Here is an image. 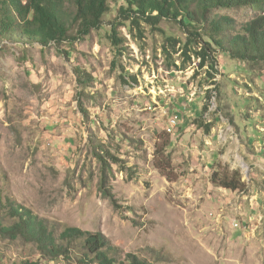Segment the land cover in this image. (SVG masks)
<instances>
[{"label":"rangeland","instance_id":"obj_1","mask_svg":"<svg viewBox=\"0 0 264 264\" xmlns=\"http://www.w3.org/2000/svg\"><path fill=\"white\" fill-rule=\"evenodd\" d=\"M108 4L101 26L73 44L0 50L1 224L15 222L7 197L56 236H103L119 261L264 264V63L214 48L202 60L203 35L164 20L137 29L118 15L123 0ZM227 14L244 23L264 5ZM75 68L93 78L85 90ZM99 149L120 161L111 199ZM72 249L49 261L20 237L0 239V264H78Z\"/></svg>","mask_w":264,"mask_h":264},{"label":"trees","instance_id":"obj_2","mask_svg":"<svg viewBox=\"0 0 264 264\" xmlns=\"http://www.w3.org/2000/svg\"><path fill=\"white\" fill-rule=\"evenodd\" d=\"M123 1L125 6L119 7L118 15L129 20L137 29L140 22L155 25L164 20L184 27L192 39L201 38L202 35L206 37L207 41L196 53L202 60L211 58L210 48H214L231 59L264 63V16L237 23L227 14L242 8L261 10L264 0ZM109 10L108 0H69L67 7L62 0H0V50L6 44H38L42 48L51 44L57 47L63 43L73 44L89 35L92 30L98 29ZM116 26L112 25L110 40L120 55L122 48L119 49L118 46L122 39L117 36ZM74 74L77 86L82 90L93 80L81 68H75ZM84 112L83 110L82 114ZM206 130L208 131V127ZM103 153L110 163L103 159ZM95 157L101 165L100 191L103 196L111 199L113 195L106 186L107 176L111 174V165L120 161L100 149ZM220 186L227 190L239 188L226 179ZM3 206H9L8 213L15 222L9 226H3L0 222V239L13 240L20 237L25 242L35 244L49 261L59 257L68 259L74 246L81 252L77 256L78 264H148L146 260H140L131 254L119 261L116 257L117 248L96 233L69 230L56 236L45 221L12 204L7 197Z\"/></svg>","mask_w":264,"mask_h":264},{"label":"bare ground","instance_id":"obj_3","mask_svg":"<svg viewBox=\"0 0 264 264\" xmlns=\"http://www.w3.org/2000/svg\"><path fill=\"white\" fill-rule=\"evenodd\" d=\"M245 168V165H242Z\"/></svg>","mask_w":264,"mask_h":264}]
</instances>
